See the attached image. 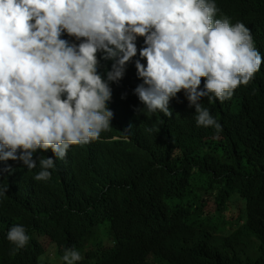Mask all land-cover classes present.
Listing matches in <instances>:
<instances>
[{
  "label": "clouds",
  "instance_id": "obj_1",
  "mask_svg": "<svg viewBox=\"0 0 264 264\" xmlns=\"http://www.w3.org/2000/svg\"><path fill=\"white\" fill-rule=\"evenodd\" d=\"M219 9L217 0H0V200L10 160L39 183L98 141L159 152L192 107L198 126L220 131L201 100L225 107L260 90L264 30L218 19ZM7 239L15 255L30 237L18 225ZM60 259L82 256L66 248Z\"/></svg>",
  "mask_w": 264,
  "mask_h": 264
},
{
  "label": "trees",
  "instance_id": "obj_2",
  "mask_svg": "<svg viewBox=\"0 0 264 264\" xmlns=\"http://www.w3.org/2000/svg\"><path fill=\"white\" fill-rule=\"evenodd\" d=\"M217 3L218 19L228 17L232 24L245 20L264 30V0H217ZM137 45L144 46L143 38H138ZM101 66L110 70L111 61H104ZM253 91L254 88L238 91L232 104L225 107L209 103L206 98L201 100L203 107L214 113L211 115L222 125L220 131L198 126L194 107L188 108L186 113L192 114L185 117L172 138L162 141L159 152L153 153L131 141L114 152L105 142L98 141L94 148L77 154L65 173L56 166L48 181H32L30 173L23 170L30 175L29 180L21 179L31 189L26 196L14 183L15 172L11 174L6 180L7 197L0 201V264H41L37 258L45 256L52 243L55 253L53 250L50 255L55 260H61L64 248L69 247L81 254L80 264H264V85ZM201 190L210 193L202 194ZM207 207H213L212 212ZM233 224H238V228ZM18 225L26 229L30 239L25 248L10 255L14 245L8 241L7 233ZM220 227L225 228L222 233L228 234L220 235ZM106 228L109 234L98 240ZM200 235L207 238L203 241ZM195 238L200 241L196 243Z\"/></svg>",
  "mask_w": 264,
  "mask_h": 264
},
{
  "label": "bare ground",
  "instance_id": "obj_3",
  "mask_svg": "<svg viewBox=\"0 0 264 264\" xmlns=\"http://www.w3.org/2000/svg\"><path fill=\"white\" fill-rule=\"evenodd\" d=\"M253 92H254V91H253ZM257 96H258V97H257V100H258V98H260V97H259V95H257ZM236 97H237V96H235V98H236ZM204 100H205V99H204ZM253 101H254V100H253ZM259 101H261V100L259 99ZM254 104H255V102H254ZM260 105H261V104H260ZM215 106H216V104H215ZM257 106H258V104H257ZM168 107H169L170 111L172 112V115H174V113L176 112L177 108H175V107L173 106V104H171V102H169ZM250 107H253V106H250ZM211 108H214V107H211ZM193 110H195V109L193 108ZM215 110H216V108H215ZM226 110L228 111V108H226ZM250 110H252V108H251ZM229 111H230V110H229ZM209 112H210V111H209ZM217 112H218V111H217ZM219 112H220V111H219ZM223 112H224V111H223ZM249 113L252 114V112H249ZM188 114H190V113H188ZM191 114H192V113H191ZM191 114H190V115H191ZM211 114H214V113H211ZM221 114H222V113H221ZM190 115H189V116H190ZM193 115H194V114H193ZM216 115H217V114H216ZM218 115H220V113H219ZM226 115H227V114H226ZM231 115H232V114H231ZM234 115H236V114H234ZM187 116H188V115H187ZM213 116H214V115H213ZM222 116H223V115H222ZM219 117H220V116H219ZM219 117H218V118H219ZM220 118H221V117H220ZM240 118H241V115H240ZM250 118L252 119L253 117H250ZM186 119H187V117H186ZM192 119H193V118H192ZM192 119H191V120H192ZM241 119H242V118H241ZM189 120H190V119H189ZM189 120H188V121L186 120V122H189ZM249 120H250V119H249ZM249 120H248V118H247V122H248ZM262 120H263V119H262ZM245 121H246V120H245ZM258 121H259V120H258ZM217 122H218V121H217ZM247 122H246V125H247ZM248 123H249V122H248ZM250 123H251L250 125H252V122H251V121H250ZM263 123H264V122H263ZM256 125H258V124H256ZM246 127H247V129H248V126H246ZM249 127H250V126H249ZM251 127H252V126H251ZM255 127H256V126H255ZM261 128H262V127H261ZM242 129H243V128H242ZM245 129H246V128H245ZM245 129H244V130H245ZM259 129H260V128H259ZM244 130H243V131H244ZM249 130H250V128L247 130V132H248ZM262 131H263V130H262ZM193 132H194V131H193ZM245 132H246V130H245ZM252 132H253V130H252ZM259 132H260V131H259ZM190 133H191V132H190ZM248 133L250 134V132H248ZM253 134H254L253 136H255V133H253ZM263 134H264V133H263ZM242 135H244V134H242ZM245 135H246V134H245ZM245 135H244V136H245ZM189 136H191V134H189ZM246 136H248V134H247ZM246 136H245V137H246ZM253 136H251V138H252ZM248 137H249V136H248ZM256 137H257V136H256ZM256 137H254V138H256ZM241 138H242V136H241ZM254 138H253V139H254ZM261 139H262V138H261ZM263 139H264V138H263ZM242 140H244V139H242ZM246 140H247V139H246ZM251 141H252V140H251ZM253 141H256V140L254 139ZM257 141H258V140H257ZM244 142H245V141H244ZM246 142H247V141H246ZM262 142H263V140H262ZM240 143H241V142H240ZM248 143H249V141H248ZM252 143H253V142H252ZM250 145H252V144H250ZM261 145H263V144H261ZM133 146H134V145H133ZM137 146H138V145H137ZM240 146H241V145H240ZM248 146H249V145H248ZM248 146H246V147H248ZM141 147H142V146H141ZM141 147H140V148H141ZM263 147H264V146H263ZM258 148H260V147H258ZM136 149H137V148H136ZM247 149H248V148H247ZM261 149H262V147H261ZM148 150H149V149H148ZM141 151H142V150H141ZM149 151H150V150H149ZM248 151H249V150H248ZM150 153H151V152H150ZM107 154H108V153H107ZM135 154H136V153H135ZM146 155H147V154H146ZM124 156H125V155H124ZM153 156H154V155H153ZM153 156H152V158H153ZM74 157H75V152H74L73 149H72V151L70 152L69 156L66 157V158H64V159H62V161H61V169H62L63 173H65V171L68 169L67 166H70V165H73V164H74V163H73V159H74ZM105 157H106V156H105ZM125 157H126V156H125ZM126 158H127V157H126ZM137 158H138V157H137ZM140 158H141V157H140ZM149 158H150V156H149ZM103 159H104V158H103ZM128 159H129V158H128ZM105 160H106V158H105ZM117 160H119V159H117ZM10 161H11V166H12V168H13V170H14L16 176H17L16 179L14 180V183H15V185H16L17 187L19 186V187L22 188V190H23V192H25V196H26V194L28 195V193H30L29 190H31V189H29L30 187H29V188L26 187V186H27V183H22L21 179H24V178H25V179H28V180H29V179H30V175H29V174L27 175V174L25 173V171H23V169L21 168V166H20L16 161H12V160H10ZM97 161H98V160H97ZM99 161H100V160H99ZM113 161H114V160H113ZM126 161H127V160H126ZM133 161H134V160H133ZM133 161H132V162H133ZM93 162H94V163H97V162H95V161H93ZM116 162H117V161H116ZM121 162H122V160H121ZM100 163H101V162H100ZM123 163H124V161H123ZM67 164H68V165H67ZM90 165H91V164H90ZM92 165H93V164H92ZM95 165H96V164H95ZM97 165H98V164H97ZM131 165H133V164L131 163ZM87 166H89V165H87ZM100 166H101V165H100ZM128 166H130V165H128ZM93 167H94V166H93ZM96 167H97V166H96ZM86 168H87V167H86ZM100 168H101V167H100ZM123 168H124V167H123ZM103 169H104V167H103ZM102 171H103V170H102ZM110 171H111V170H110ZM118 171H119V169H118ZM120 171H121V170H120ZM120 171H119V172H120ZM125 171H127V168H126ZM89 172H90V171H89ZM148 172H149V171H148ZM69 173H70V172H69ZM95 173H96V172H95ZM104 173H106V172H104ZM112 173H113V172H112ZM112 173H111V174H112ZM66 174H67V173H66ZM80 174H81V173H80ZM89 174H90V173H89ZM97 174H98V173H97ZM106 174H107V173H106ZM122 174H123V173H122ZM87 175H88V174H87ZM112 175H113V174H112ZM112 175H111V176H112ZM72 176H73V175H72ZM98 176H99V175H98ZM104 176H105V175H104ZM114 176H116V174H115ZM114 176H113V177H114ZM106 177H107V176H106ZM106 177H105V178H106ZM122 177H123V176H122ZM212 177H213V175H212ZM67 178H68V177H67ZM67 178H66V179H67ZM78 178H79V177H78ZM99 178H100V176H99ZM109 178H110V177H109ZM134 179H135V176H134ZM134 179H133V180H134ZM28 180H27V181H28ZM31 180H32V179H31ZM76 180H77V179H76ZM78 180H79V179H78ZM80 180H81V179H80ZM80 180H79V181H80ZM23 181H24V180H23ZM32 181H33V180H32ZM67 181H70V180H67ZM127 182H128V180H127ZM25 184H26V185H25ZM35 184H36V183H35ZM119 184H120V183H119ZM128 184H129V182H128ZM28 185H29V186H30V185L33 186L31 182H28ZM55 185H56V184H55ZM120 185H121V184H120ZM129 185H130V184H129ZM85 186H86V185H85ZM48 187H49V186H48ZM126 187H127V186H126ZM128 187H129V186H128ZM32 188H34V187H32ZM73 188H74V187H73ZM83 189H84V188H83ZM86 189H87V187H86ZM14 190H15V189H14ZM14 190H13V191H14ZM19 190H20V188H19ZM125 190H126V189H125ZM205 190H206V189H205ZM205 190L203 189V191H205ZM208 190H209V189H208ZM10 191H12V190H10ZM82 191H83V190H82ZM84 191H85V190H84ZM84 191H83V193H84ZM88 191H89V190H88ZM201 191H202V190H201ZM203 191H202V194H205L206 192L210 193L209 191H206L205 193H203ZM90 192H92V191L90 190ZM151 192H152V191H151ZM15 193H16V192H15ZM21 193H22V191H21ZM154 193H155V192H154ZM195 193H196V192H195ZM197 193H198V192H197ZM30 194H31V193H30ZM202 194H201V196H202ZM231 194H232V193H231ZM231 194H229V195H231ZM15 195H17V194H15ZM22 195H23V194H22ZM153 195H154V194H153ZM199 195H200V193H199ZM232 195H233V194H232ZM238 195H239V194H238ZM13 196H14V195H13ZM25 196H23V197H24V198H23L24 200H25ZM95 196H96V195H95ZM205 196H206V195H205ZM209 196H210V195H209ZM223 196H225V195H223ZM223 196H222V197H223ZM236 196H237V194H236ZM18 197H19V198L22 197L21 194H20V196H18ZM153 197H154V196H153ZM222 197H220V198H222ZM227 197H228V195H227ZM227 197H226V198H227ZM14 198H15V197H14ZM207 198H208V197H207ZM217 198H219V197L217 196ZM229 198H230V197H228V199H229ZM236 198H237V197H236ZM27 199H28V198H27ZM27 199H26V200H27ZM142 199H143V198H142ZM212 199H213V198H212ZM223 199L226 200L225 198H223ZM12 200H13V199H12ZM18 200H19V199H18ZM207 200H208V199H207ZM0 201H1V200H0ZM2 201H3V200H2ZM150 201H151V200H150ZM150 201H149V202H150ZM154 201H155V200H153V202H154ZM208 201H209V200H208ZM214 201H216V200H213L212 202H214ZM228 201H229V200H228ZM228 201H227V202H228ZM11 202H12V201H11ZM13 202H14V201H13ZM18 202H21V200L18 201ZM153 202H152V203H153ZM212 202H209V203L211 204ZM224 202H225V201H224ZM224 202H223V203H224ZM229 202H230V201H229ZM21 203H22V202H21ZM21 203H20V204H21ZM166 203L168 204V202H166ZM216 203H217V201H216ZM219 203H220V201H219ZM225 203H226V202H225ZM230 203H231V202H230ZM22 204H23V203H22ZM154 204H155V203H154ZM160 204H162V203H160ZM164 204H165V203H164ZM170 204H171V203H170ZM243 204H244V202H243ZM24 205H25V204H24ZM152 205H153V204H152ZM158 205H159V204H158ZM215 205H216V204H215ZM215 205H214V206H215ZM2 206H3V205H2ZM4 206H5V205H4ZM4 206H3V207H4ZM155 206H156V204H155ZM146 207H147V206H145V208H146ZM151 207H152V206H151ZM161 207H162V206H161ZM215 207H216V206H215ZM15 208H16V207H15ZM152 208H153V207H152ZM178 208H179V207H178ZM212 208H213V207H211V208H208V207H207L206 210H207V209H211V211H210V210H208V211L212 212ZM219 208H220V207H219ZM224 208H225V204H224ZM243 208H244V207H243ZM13 209H14V208H13ZM92 209H93V208H92ZM143 209H144V208H143ZM148 209H150V208H148ZM144 210H146V209H144ZM203 210H204V207H203ZM223 210H224V209H223ZM208 211H207V212H208ZM140 212H141V211H140ZM142 212H143V211H142ZM145 212H146V211H145ZM198 212H199V211H198ZM12 213H13V212H12ZM138 213H139V212H138ZM199 213H200V214H203V213H201V211H200ZM199 213H198V214H199ZM142 214H143V213H142ZM142 214H141V215H142ZM204 214H205V213H204ZM204 214H203V216H204ZM139 215H140V214H139ZM205 215H207V214H205ZM147 216H148V215H147ZM163 216H164V215H163ZM208 216H210V215H208ZM253 216H254V215H253ZM255 216H256V215H255ZM251 217H252V216H251ZM147 218H148V217H147ZM200 218H201V217H200ZM210 218H211V217H210ZM212 218H213V217H212ZM214 218H215V217H214ZM252 218H254V217H252ZM148 219H149V218H148ZM201 219H202V218H201ZM204 219H205V218H204ZM204 219H203V220H204ZM206 219H207V218H206ZM217 219H218V218H217ZM250 219H251V218H250ZM209 220H210V219H209ZM211 220H212V219H211ZM149 221H150V220H149ZM162 221H163V220H162ZM201 221H202V220H201ZM248 221H249V220H248ZM160 222H161V221H160ZM209 222H210V221H209ZM131 223H132V222H131ZM157 223H158V222H157ZM214 223H215V222H214ZM249 223H250V222H249ZM161 224H162V223H161ZM200 224H201V222H200ZM200 224H199V225H200ZM206 224H208V223H206ZM206 224H205V225H206ZM216 224H217V223H216ZM66 225H67V224H66ZM137 225H138V224H137ZM205 225L203 224V226H205ZM218 225H219V224H218ZM193 226H194V225H193ZM201 226H202V225H201ZM209 226H210V225H209ZM219 226H220V225H219ZM65 227H66V226H65ZM95 227H97V226H95ZM190 227H191V226H189V228H190ZM198 227H200V226H197L196 228H198ZM211 227H212V226H211ZM216 227H217V226H216ZM244 227H245V226H244ZM164 228H165V227H164ZM200 228H202V227H200ZM206 228H209V227L207 226ZM212 228H213V227H212ZM192 229H195V228H192ZM209 229H210V231H211V228H209ZM219 229H220V228H219ZM245 229H246V228H245ZM247 229H250V227H248ZM247 229H246V230H247ZM66 230H67V229H66ZM200 230H201V229H200ZM206 230H207V229H206ZM206 230H205V231H206ZM212 230H213V229H212ZM215 230H216V229H215ZM220 230H221V229H220ZM194 231H195V230H194ZM70 232H71V231H70ZM159 232L162 233V231H159ZM163 232H164V231H163ZM191 232H192V231H189L188 233H191ZM202 232H203V231H202ZM216 232H217V231H216ZM249 232H250V231H249ZM252 232H253V231H251L250 234H251ZM72 233H73V232H72ZM72 233H71V234H72ZM64 234H65V233H64ZM73 234H75V233H73ZM73 234H72V235H73ZM191 234H192V233H191ZM191 234H190V235H191ZM207 234H209V233H207ZM210 234H211V232H210ZM253 234H254V233H253ZM69 235H70V234H69ZM160 235H161V234H160ZM205 235H206V233H205ZM205 235H203V236L200 235V236H199V237H203V239L201 238V240L204 241V240H205L204 238H207V236L204 237ZM217 235H218V234H217ZM242 235H243V237L245 236L244 234L241 233V236H242ZM247 235H248V234H247ZM73 236H74V235H73ZM78 236H80L79 233H78ZM102 236H103V234H102ZM194 236L196 237V235H193V237H194ZM239 236H240V235H239ZM96 237H97V236H96ZM96 237H95V238H96ZM158 237H159V236H158ZM158 237H156V239H157ZM245 237H248V238H249V236H245ZM64 238H65V237H64ZM160 238H161V237H160ZM236 238H237V240L239 239L238 237H236ZM240 238H241V237H240ZM252 238H253V237H252ZM252 238H250V239H252ZM156 239H155V240H156ZM234 239H235V238H234ZM157 240H158V239H157ZM190 240H191V239H190ZM197 240H198V239L195 238L196 243H197L198 241H200V240H198V241H197ZM235 240H236V239H235ZM239 240L242 242L241 239H239ZM46 241H47V240H46ZM122 241H123V240H122ZM126 241H127V240H126ZM158 241H159V240H158ZM191 241H192V240H191ZM195 241H194V242H195ZM223 241H225V239H224ZM249 241H250V240H249ZM251 241H252V240H251ZM251 241H250V242H251ZM38 242H39V241H38ZM127 242H128V241H127ZM156 242H157V241H156ZM230 242H231V241H230ZM36 243H37V242H36ZM46 243H47V242H46ZM64 243H65V242H64ZM64 243H63V244H64ZM130 243H131V242H130ZM199 243H200V242H199ZM218 243H220V241H219ZM245 243H247V242H244V241H243V244H245ZM252 243L254 244V242H251L250 244H252ZM32 244H33V243H32ZM44 244H45V243L43 242V245H44ZM123 244H124V243H123ZM191 244H192V243H191ZM221 244H222V242H221ZM223 244H224V243H223ZM243 244H241V245H243ZM30 245H31V244H30ZM38 245H39V244H38ZM41 245H42V243H41ZM131 245H132V244H131ZM195 245H196V244H195ZM198 245H199V244H198ZM198 245H196V247H197ZM200 245H201V244H200ZM216 245H217V244H216ZM216 245H215V246H216ZM218 245H220V244H218ZM226 245H227V244H225V245H223V246H226ZM241 245H240V246H241ZM247 245H249V244H246V246H247ZM28 246H29V245H28ZM32 246H33V245H32ZM35 246H36V245H35ZM45 246H46V245H45ZM63 246H64V245H63ZM67 246H68V245H67ZM125 246H126V245H125ZM127 246H128V243H127ZM129 246H130V245H129ZM155 246H156V245H155ZM171 246H172V245H171ZM254 246H255V245H254ZM30 247H31V246H30ZM220 247H221V246H220ZM220 247L218 246V248H220ZM31 248H32V247H31ZM33 248H34V247H33ZM47 248H48V247H47ZM67 248H69V247H67ZM97 248H98V247H97ZM128 248H129V247H128ZM131 248H133V247H131ZM136 248H137V247H136ZM156 248H157V247H156ZM159 248H160V247H159ZM159 248H158V249H159ZM168 248H170V247H168ZM174 248H175V247H174ZM237 248H238V250H239V246H238ZM27 249H28V248H27ZM44 249H45V248H44ZM64 249H65V248H64ZM95 250H96V249H95ZM95 250H94V251H95ZM98 250L100 251V249H98ZM126 250H127V249H126ZM134 250H135V251H134ZM166 250H167V248H166ZM56 251H57V250H56ZM61 251H62V250H61ZM239 251H240V250H239ZM29 252H30V251H29ZM51 252H52V251L46 250V252H45L44 254H46V255L48 256V255L51 254ZM131 252H132V251H131ZM134 252H136V249H133V253H134ZM242 252H244V251L242 250ZM242 252H241V253H242ZM25 253H26V252H25ZM54 253H55V250H54ZM54 253H53V254H54ZM88 253H89V252H88ZM88 253H87V254H88ZM98 253H99V252H98ZM21 254H22V252H21ZM42 254H43V253H42ZM62 254H63V253H62ZM90 254H91V253H90ZM125 254H126V253H125ZM129 254H132V253H129ZM242 254H243V253H242ZM244 254H245V253H244ZM46 255H45V256H46ZM96 255H97V254H96ZM25 256H26V255H25ZM53 256H54V255H53ZM59 256H60V255H59ZM87 256H88V255H87ZM93 256H94V254H93ZM243 256H244V255H242V257H243ZM245 256H246V255H245ZM249 256H250V255H249ZM36 257H37V256H36ZM55 257H56V256H55ZM90 257L92 258V256H90ZM48 258H49V257H48ZM130 258L133 259L132 257H130ZM137 258H138V257H137ZM243 258H244V257H243ZM37 259H39V258H37ZM92 259H93V258H92ZM99 259H100V258H99ZM131 259H130V260H131ZM39 260H40V259H39ZM48 260H49V259H48ZM57 260H58V259H57ZM138 260H140V259H138ZM44 261H47V260H46V257H45V260H44ZM44 261H43V262H44ZM51 261L54 262L53 260H51ZM55 261H56V260H55ZM128 261H129V260H128ZM35 262H36V261H35ZM43 262H42L41 264H45V262H44V263H43ZM58 262H59V261H58ZM39 263H40V262H39ZM62 263H63V262H62ZM85 263H87V262H85ZM108 263H109V262H108ZM46 264H48V263H46ZM54 264H55V262H54ZM138 264H141V263H138Z\"/></svg>",
  "mask_w": 264,
  "mask_h": 264
},
{
  "label": "rangeland",
  "instance_id": "obj_4",
  "mask_svg": "<svg viewBox=\"0 0 264 264\" xmlns=\"http://www.w3.org/2000/svg\"><path fill=\"white\" fill-rule=\"evenodd\" d=\"M233 225H234L233 227L238 228V224H233ZM220 229H221V231L219 233L220 235H227L228 234V232L222 233L225 230L224 227H220ZM102 234H103V236H102ZM108 234H109V229L108 228L104 229L103 232H100V236L98 237V240H100L101 238H104ZM46 260L48 261V264H54V262H52L51 260L55 261V258L50 255L49 258H46ZM55 264H60L58 262L57 258H56Z\"/></svg>",
  "mask_w": 264,
  "mask_h": 264
}]
</instances>
